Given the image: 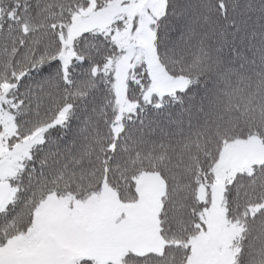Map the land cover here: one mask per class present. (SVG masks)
<instances>
[{
    "label": "snow or ice",
    "instance_id": "6c2138e0",
    "mask_svg": "<svg viewBox=\"0 0 264 264\" xmlns=\"http://www.w3.org/2000/svg\"><path fill=\"white\" fill-rule=\"evenodd\" d=\"M0 264H264V0H0Z\"/></svg>",
    "mask_w": 264,
    "mask_h": 264
}]
</instances>
